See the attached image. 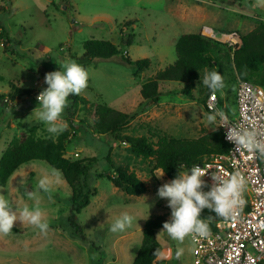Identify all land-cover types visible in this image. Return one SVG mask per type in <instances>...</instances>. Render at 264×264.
<instances>
[{
	"label": "rangeland",
	"instance_id": "374dc122",
	"mask_svg": "<svg viewBox=\"0 0 264 264\" xmlns=\"http://www.w3.org/2000/svg\"><path fill=\"white\" fill-rule=\"evenodd\" d=\"M0 4L4 5L0 24L15 41L7 49L0 42V98L3 97L0 155L12 139L29 127L35 126L39 136L49 134L46 123L26 121L32 120L30 114L35 107L39 108L36 95L46 87L45 73L58 70L57 64L71 59L88 71L87 87L79 95L89 104L79 106L71 114L73 106L68 99L62 118L66 122L70 119L77 128L75 133L70 130L64 156L70 160L96 159L87 174L92 190L89 204L75 217L83 228L85 241L70 234L67 218L71 190L62 174L58 171L57 178L55 169L43 160H30L14 170L6 185L0 186V193L6 194L17 208L24 204L31 206L34 201L29 193H37L49 230L41 234L34 226L14 222L13 227L18 231L0 236V264H133L144 222L163 214L167 219L170 217L166 199L156 195L157 188L170 179L165 174L157 178L155 175L161 169L154 168V160L135 154L128 143L96 135L81 121L86 118L91 122L92 115L87 109L93 110V104H104L133 114L121 134L146 135L155 141L160 134L194 138L203 129L210 131L205 86L200 80L192 97L179 92L183 83L164 81L158 102L148 106H139L140 86L174 62L175 42L181 34L200 32L231 46L233 38L238 40L237 35L264 21V0H0ZM127 34L132 35L131 44L123 46L127 56L132 60H150L149 67L138 76L120 54L110 58H81L87 39H104L121 47ZM206 70L212 69L202 70L201 80ZM224 70L225 87L216 93L226 109L223 110L235 118L240 79L227 63ZM109 146L113 163L127 165L145 182L144 193L128 195L107 179L110 166L105 158ZM45 175L58 180L49 193L37 188V181ZM20 178H26L23 185H19ZM144 199L149 205L148 214ZM122 211H129L138 219L137 224L133 223L122 233L110 232V224ZM161 231L162 226L157 229L156 237L164 258L157 256L156 261L193 264L190 237H185L183 242L173 241ZM178 248L183 249L179 259L175 256Z\"/></svg>",
	"mask_w": 264,
	"mask_h": 264
},
{
	"label": "trees",
	"instance_id": "16d2710c",
	"mask_svg": "<svg viewBox=\"0 0 264 264\" xmlns=\"http://www.w3.org/2000/svg\"><path fill=\"white\" fill-rule=\"evenodd\" d=\"M3 10L4 5L0 4V12ZM237 37L239 42L232 47L200 32L181 34L175 42L176 59L174 62L158 70L152 77H149L141 84L139 94L142 100L139 106L157 103L162 94L160 85L164 81L183 83L179 92L185 96L192 97V91L200 80L201 71L214 69L223 76L226 63L233 68L237 78L240 80L252 81L251 83L263 87L264 21L258 22L253 29L237 35ZM0 42L5 49L10 48L11 44L15 42L1 24ZM131 42V34L125 36V43L121 47H117L108 40L90 38L83 43L84 52L81 58H110L120 54L122 60L133 67L134 75L138 76L142 70L149 67L150 60L148 58L130 59L123 46H128ZM22 92L26 95L29 94L27 90ZM203 92L205 93V98L211 93L206 87ZM215 94L220 108L222 107V109L226 110L222 106V101L217 93ZM0 99L2 100L3 97ZM68 99L73 106L71 114H74L79 106L85 107L89 104V101L79 94L71 95ZM93 108V110L87 109V112L92 115L91 122L86 118L81 121L85 124V128L90 129L96 135L109 136L114 141L128 143L135 154L154 160V168L164 170V174L170 180L175 177L177 172H182L186 168L199 163L210 153L226 152L229 147L224 140L221 128H218L215 132L203 129L200 135L194 138H176L160 134L157 135L155 141L146 135L121 134L122 129L132 119V113L123 112L104 104H93ZM76 128L77 125L67 119L66 130L56 136L51 134L39 136L36 133L37 128L35 126L21 132L17 138L9 142L0 155V186L6 185L9 177L21 164L30 160L45 161L62 174L69 186L71 190V206L67 220L70 226V234L79 240L85 241L86 236L83 228L75 217L89 204V195L92 190L87 183V174L96 159L91 157L70 160L64 156L66 144L69 142L70 130L75 133ZM110 147L105 158L110 166V173L107 174V179L128 195L138 196L144 193L146 191L145 182L127 165H115L110 156ZM209 215L214 216L207 209L201 213L202 217ZM218 219L220 218H215L209 222L210 229H215ZM167 220L163 214L147 219L144 222L142 239L133 264H153L156 261L157 255L154 253L156 251L161 253L162 251V246L156 237V231ZM12 230L18 231L16 227H13ZM156 262L160 264L162 261L157 260Z\"/></svg>",
	"mask_w": 264,
	"mask_h": 264
},
{
	"label": "clouds",
	"instance_id": "9594fccd",
	"mask_svg": "<svg viewBox=\"0 0 264 264\" xmlns=\"http://www.w3.org/2000/svg\"><path fill=\"white\" fill-rule=\"evenodd\" d=\"M57 65L58 70L45 73L43 79L46 87L36 97L39 108L35 107L30 114L33 119L26 121L29 124L46 123L47 132L52 135H59L66 130L67 122L62 116L68 104V97L78 95L84 90L89 78L88 71L71 59ZM200 83L213 94L225 87L222 75L214 69L206 70ZM206 120L207 129L210 128L213 132L218 128L227 129L225 138L235 146L234 155L245 150L249 153H264V132H261L255 123L232 122L222 109L210 110ZM208 170L194 164L182 172H177L174 178L157 188V197L166 199V206L170 209V217L163 223L161 232L166 233L171 240L183 242L187 236H192L193 239H208L212 235L209 225L211 220L221 218L225 221H236L240 218L246 204V177L239 168H235L226 178L213 171L210 173L209 183L203 179ZM163 174L164 170H161L155 176L160 178ZM54 175L58 178L60 174L54 170ZM25 181L26 178H20L19 185H23ZM54 182L58 180L54 181L47 175L42 176L37 181L38 191L49 193ZM29 197L34 201L31 206L24 204L17 208L6 194L0 193V236L12 233L16 221L34 226L41 234L48 232L49 222L40 206L38 194L30 192ZM143 203L147 206L148 214L149 205L145 203V199ZM205 209L214 216L202 217L201 213ZM137 220L129 211H122L110 224L109 231L122 233L133 223L137 224ZM154 254L164 258L159 251ZM182 254V248L175 252L177 259Z\"/></svg>",
	"mask_w": 264,
	"mask_h": 264
},
{
	"label": "built area",
	"instance_id": "2783aa9c",
	"mask_svg": "<svg viewBox=\"0 0 264 264\" xmlns=\"http://www.w3.org/2000/svg\"><path fill=\"white\" fill-rule=\"evenodd\" d=\"M232 47L239 39H232ZM230 43V44H231ZM37 97V95H36ZM207 111L222 109L216 94L205 100ZM223 110V109H222ZM232 122H253L264 132V89L249 81L239 80L236 89V116ZM229 147L226 152L210 153L198 164L208 170L203 179L210 181V173L216 171L225 178L235 168L246 177L244 193L246 204L236 221L218 219L208 239H193V264H264V153L239 151L225 138L226 128H221ZM207 190V189H206Z\"/></svg>",
	"mask_w": 264,
	"mask_h": 264
},
{
	"label": "crops",
	"instance_id": "0c3cea01",
	"mask_svg": "<svg viewBox=\"0 0 264 264\" xmlns=\"http://www.w3.org/2000/svg\"><path fill=\"white\" fill-rule=\"evenodd\" d=\"M226 36V35H225ZM211 37V36H210Z\"/></svg>",
	"mask_w": 264,
	"mask_h": 264
}]
</instances>
